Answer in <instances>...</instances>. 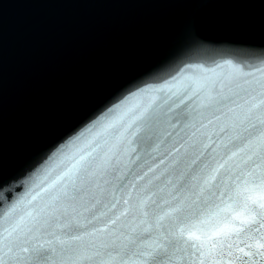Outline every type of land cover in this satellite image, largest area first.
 Returning <instances> with one entry per match:
<instances>
[{"label":"snow or ice","instance_id":"6c2138e0","mask_svg":"<svg viewBox=\"0 0 264 264\" xmlns=\"http://www.w3.org/2000/svg\"><path fill=\"white\" fill-rule=\"evenodd\" d=\"M188 40L0 154V264H264V46Z\"/></svg>","mask_w":264,"mask_h":264},{"label":"water","instance_id":"95a60500","mask_svg":"<svg viewBox=\"0 0 264 264\" xmlns=\"http://www.w3.org/2000/svg\"><path fill=\"white\" fill-rule=\"evenodd\" d=\"M189 32L264 46V0H0L3 163L18 168L115 83L189 47Z\"/></svg>","mask_w":264,"mask_h":264}]
</instances>
